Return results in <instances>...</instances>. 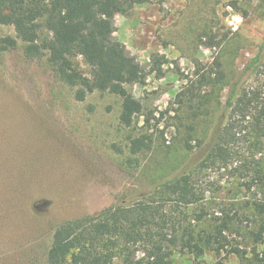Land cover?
I'll return each mask as SVG.
<instances>
[{
  "label": "rangeland",
  "instance_id": "obj_1",
  "mask_svg": "<svg viewBox=\"0 0 264 264\" xmlns=\"http://www.w3.org/2000/svg\"><path fill=\"white\" fill-rule=\"evenodd\" d=\"M122 1L125 12L114 16L113 37L146 73L128 86L129 98L95 90L79 101L45 55L27 57L20 40L0 51V264H46L58 224L152 195L183 169L203 194L182 208L184 224L199 233L211 221L230 218L229 244L219 251L206 246L200 255L178 246L174 264H262L254 253L264 256V240L255 243L250 232L257 220L253 202L264 201V185L248 190L244 183L255 174L248 167L264 173V140L259 143L243 122L223 144L231 156L212 163L207 154L230 118L229 85L238 81L248 90L261 83L262 67L251 74L244 67L264 40V0ZM6 35H15L13 27L0 24V37ZM215 59L226 84L197 89L198 72ZM75 62L89 70L80 57ZM124 110L131 111L130 125L120 119ZM143 133L151 147L132 155L130 139ZM189 136L192 145L201 144L188 150ZM233 247L244 254L230 252ZM137 248L133 264H151ZM112 264L127 263L115 257Z\"/></svg>",
  "mask_w": 264,
  "mask_h": 264
},
{
  "label": "trees",
  "instance_id": "obj_2",
  "mask_svg": "<svg viewBox=\"0 0 264 264\" xmlns=\"http://www.w3.org/2000/svg\"><path fill=\"white\" fill-rule=\"evenodd\" d=\"M142 1L130 0L132 3ZM124 3L122 0H0V24L12 26L15 32L14 36L0 37V51L15 47L20 40L27 57L45 55L55 76L75 87L74 97L79 101L95 90L129 98L128 86L142 82L146 73L128 54L124 43L113 37L114 16L117 12H125ZM209 44L214 45V42ZM78 57L89 67L87 72L76 64ZM263 59L264 40L244 67V72L248 74L262 67L261 83L248 90H240L238 81L229 85L225 109L229 111L230 118L207 154L212 163L217 157L227 159L231 156L223 144L235 127L243 125V122L247 123L248 131L259 143L264 140ZM152 61L154 69L160 73L159 57ZM211 65L198 72V80L192 83H196L197 89L210 86L220 90L226 84L221 62L215 59ZM190 93L195 96L193 91ZM198 96L201 99L204 97L201 93ZM178 101L181 103L182 98ZM120 119L125 125H130L131 111L124 110ZM191 139L192 136H189L186 142L188 150L202 142L197 140L192 145ZM257 141L252 144L253 147ZM151 144L149 134H139L130 139L129 152L138 154L150 149ZM128 162L131 164L136 159L129 158ZM252 172L255 174L244 183L248 190L254 183L264 185V173L260 166L248 167V174ZM191 177L190 169H183L158 183L152 195L61 222L53 230L45 263L112 264L113 259L119 257L125 263L133 264L134 253L137 247H141L151 264H174L172 256L178 246L198 255L203 253L204 247L212 244L217 251L224 249L229 244L225 232L230 227V218L211 221L209 228L207 226L199 233H194L191 225L184 224L182 208L203 199ZM253 213L257 220L250 234L255 243L263 242L264 201L253 202ZM230 252L238 256L244 254L237 247L231 248ZM254 258L264 264V256L259 257L255 252Z\"/></svg>",
  "mask_w": 264,
  "mask_h": 264
}]
</instances>
